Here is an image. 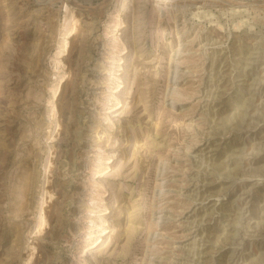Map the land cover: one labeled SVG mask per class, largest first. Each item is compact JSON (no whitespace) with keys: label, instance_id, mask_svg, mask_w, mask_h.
Masks as SVG:
<instances>
[{"label":"rangeland","instance_id":"374dc122","mask_svg":"<svg viewBox=\"0 0 264 264\" xmlns=\"http://www.w3.org/2000/svg\"><path fill=\"white\" fill-rule=\"evenodd\" d=\"M0 264H264V0H0Z\"/></svg>","mask_w":264,"mask_h":264},{"label":"bare ground","instance_id":"6f19581e","mask_svg":"<svg viewBox=\"0 0 264 264\" xmlns=\"http://www.w3.org/2000/svg\"><path fill=\"white\" fill-rule=\"evenodd\" d=\"M155 1V0H154ZM158 2V1H157ZM159 3V2H158ZM214 3V2H213ZM217 4V3H216ZM202 5V4H201ZM193 6V5H192ZM210 6V5H209ZM212 6V5H211Z\"/></svg>","mask_w":264,"mask_h":264}]
</instances>
